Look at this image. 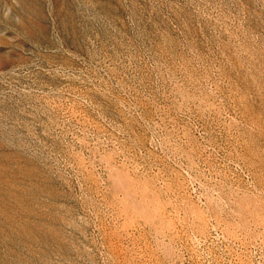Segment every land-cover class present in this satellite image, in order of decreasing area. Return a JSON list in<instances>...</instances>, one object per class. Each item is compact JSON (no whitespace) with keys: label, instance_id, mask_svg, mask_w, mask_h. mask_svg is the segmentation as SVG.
I'll return each mask as SVG.
<instances>
[{"label":"rangeland","instance_id":"1","mask_svg":"<svg viewBox=\"0 0 264 264\" xmlns=\"http://www.w3.org/2000/svg\"><path fill=\"white\" fill-rule=\"evenodd\" d=\"M0 264H264V0H0Z\"/></svg>","mask_w":264,"mask_h":264},{"label":"bare ground","instance_id":"2","mask_svg":"<svg viewBox=\"0 0 264 264\" xmlns=\"http://www.w3.org/2000/svg\"><path fill=\"white\" fill-rule=\"evenodd\" d=\"M11 260V259H10Z\"/></svg>","mask_w":264,"mask_h":264}]
</instances>
